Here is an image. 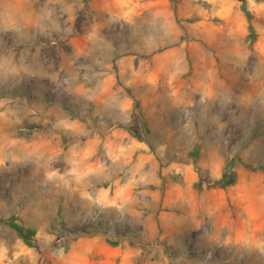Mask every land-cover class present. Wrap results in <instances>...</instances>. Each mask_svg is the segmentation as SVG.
Here are the masks:
<instances>
[{"label":"rangeland","instance_id":"rangeland-1","mask_svg":"<svg viewBox=\"0 0 264 264\" xmlns=\"http://www.w3.org/2000/svg\"><path fill=\"white\" fill-rule=\"evenodd\" d=\"M244 1L0 0V264H264Z\"/></svg>","mask_w":264,"mask_h":264},{"label":"trees","instance_id":"trees-1","mask_svg":"<svg viewBox=\"0 0 264 264\" xmlns=\"http://www.w3.org/2000/svg\"><path fill=\"white\" fill-rule=\"evenodd\" d=\"M172 3V11L174 13V16L176 17V20L178 21L177 18V8H176V0H171ZM242 8L245 11L247 18L250 19V14L245 6V1L243 0L242 2ZM250 31H251V35L254 36L253 33V27L250 24L249 25ZM231 162H229L226 166H225V170L224 173L219 181L218 186L222 187V188H226L229 185H232L236 182V174L234 172H229L231 169ZM15 221L12 222V226L17 230L18 234L20 235V237L23 239V241L29 245V246H34L35 245V231L33 229L30 228H26L24 227L20 222L17 221V218H14Z\"/></svg>","mask_w":264,"mask_h":264},{"label":"water","instance_id":"water-1","mask_svg":"<svg viewBox=\"0 0 264 264\" xmlns=\"http://www.w3.org/2000/svg\"><path fill=\"white\" fill-rule=\"evenodd\" d=\"M127 92L131 94V90L129 88L127 89Z\"/></svg>","mask_w":264,"mask_h":264}]
</instances>
